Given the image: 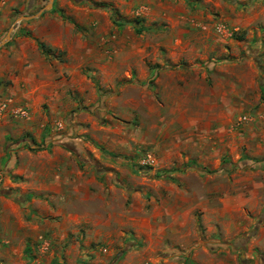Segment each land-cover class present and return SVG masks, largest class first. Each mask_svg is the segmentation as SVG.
Segmentation results:
<instances>
[{
  "label": "rangeland",
  "instance_id": "1",
  "mask_svg": "<svg viewBox=\"0 0 264 264\" xmlns=\"http://www.w3.org/2000/svg\"><path fill=\"white\" fill-rule=\"evenodd\" d=\"M48 1L0 0L55 55L0 170L27 264H264V0Z\"/></svg>",
  "mask_w": 264,
  "mask_h": 264
},
{
  "label": "crops",
  "instance_id": "2",
  "mask_svg": "<svg viewBox=\"0 0 264 264\" xmlns=\"http://www.w3.org/2000/svg\"><path fill=\"white\" fill-rule=\"evenodd\" d=\"M4 24L5 20L2 17L0 18V28ZM45 43L48 44L50 42ZM45 58L39 50L35 38L25 35L14 37L9 47L0 51V170L7 163L8 166L6 168H10L8 156L11 153V148L14 150L21 140L19 139L12 146L10 145L11 136L7 129L11 127V97L14 102V111H18L19 106L25 105L35 107L37 110L41 108L39 103H41V92L44 85L42 79L29 85L24 83L23 80L25 78L23 75L33 74L35 76V72L42 67L48 68V61ZM8 80L10 82L6 84ZM15 91L19 92L17 97ZM21 91L24 93L21 94ZM40 115L41 112L39 111V117L35 116L36 120L39 119L38 122H41ZM13 117L15 119H12L14 120L12 122L16 124L15 122L19 117L17 115H13ZM24 122L26 123L24 126L31 128L33 126L31 125L33 122L32 116L30 115L29 119H25ZM38 131L36 136L39 138L43 137L42 130ZM4 192L7 191L2 190L0 194V264H27V262L31 261V257L27 255V250L30 248L35 249L36 246L39 248L38 245L34 246L35 236L44 234L49 230L47 228L48 221L47 218H43L45 227H39L37 223H32V219L38 218L41 220L42 218L41 212H38L30 204V202L36 201L37 198L34 196L29 195L24 198L18 196L19 201H13L11 200V195ZM23 202L30 204H28L26 209L28 210L26 215L21 216V214L14 213L15 217L11 218V206L16 211Z\"/></svg>",
  "mask_w": 264,
  "mask_h": 264
},
{
  "label": "trees",
  "instance_id": "3",
  "mask_svg": "<svg viewBox=\"0 0 264 264\" xmlns=\"http://www.w3.org/2000/svg\"><path fill=\"white\" fill-rule=\"evenodd\" d=\"M115 12V11H114ZM37 44L39 47V50L41 51V53L45 56V57H55L54 55V50L49 47L48 45H46L44 42H41L39 40H37ZM33 140V139H32ZM34 141V140H33ZM252 234L248 235V237H250Z\"/></svg>",
  "mask_w": 264,
  "mask_h": 264
},
{
  "label": "water",
  "instance_id": "4",
  "mask_svg": "<svg viewBox=\"0 0 264 264\" xmlns=\"http://www.w3.org/2000/svg\"><path fill=\"white\" fill-rule=\"evenodd\" d=\"M52 3H53V0H49L48 3H47V6H45L44 8L51 7V6H52ZM40 12H41V10L38 12V14H39ZM38 14H37V15H38ZM24 17H26V16H24ZM12 28H13V24H12V26L9 28V30H8V32H7L6 37L4 38V40H2V41L0 42V46H1L2 44H4V43L6 42V40L9 39V33H10V31L12 30Z\"/></svg>",
  "mask_w": 264,
  "mask_h": 264
}]
</instances>
